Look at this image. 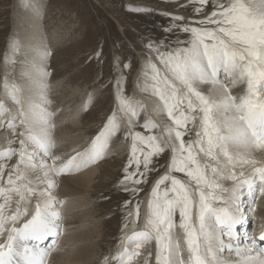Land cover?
<instances>
[{
    "label": "snow or ice",
    "instance_id": "1",
    "mask_svg": "<svg viewBox=\"0 0 264 264\" xmlns=\"http://www.w3.org/2000/svg\"><path fill=\"white\" fill-rule=\"evenodd\" d=\"M163 2L177 5L175 12L160 11L169 21L161 25L169 38L141 42L136 78L137 89L155 100L161 122L126 91L137 57L117 54L108 80L99 84L112 85L111 112L89 144L68 157L54 151L60 109L49 110L51 51L42 42L7 43L0 130L11 138L0 149V264H50L66 231L57 178L104 159L110 141L120 135L130 147L114 187L128 198L121 205L117 251L102 264H136L138 258L150 264L153 254L143 250L153 241L155 264H264V230L253 237L246 228L264 198V159L256 156H264V0ZM24 4L39 15L38 0ZM126 10L157 11L143 4ZM25 48L30 56L19 63L28 70L20 78L28 85L21 86L15 68ZM103 56L100 47L93 53L100 64L107 60ZM153 175L158 178L137 230L144 202L133 200ZM226 249L234 261L223 258Z\"/></svg>",
    "mask_w": 264,
    "mask_h": 264
},
{
    "label": "rangeland",
    "instance_id": "2",
    "mask_svg": "<svg viewBox=\"0 0 264 264\" xmlns=\"http://www.w3.org/2000/svg\"><path fill=\"white\" fill-rule=\"evenodd\" d=\"M137 2L146 6L150 5L147 7L157 11L136 14L126 10L135 7L132 4ZM181 2L183 3L184 0H181ZM38 3L40 6L38 17L41 18L39 35L41 34V40H44L43 43L47 45L52 53L47 61V70L51 73L46 81L51 90L50 95L48 93V98L52 101L51 108L55 105L64 106V104L60 105L59 103L62 101L60 91L63 90L65 97L63 100L69 102L70 105L74 103L78 111L80 110V115L83 117L82 132L86 134L80 149L85 143V146H87L98 133L113 107L111 83L103 89L99 87V84H103L108 80L112 58L117 54L127 56L129 59L133 55L137 57L135 65L126 75V91L144 104L146 114L151 117L149 113L151 107L148 105L150 95L140 92L136 87V78L141 66L139 58L143 54L140 44L149 36L169 38L161 28V25H166L169 21L160 14V11L175 12L177 11V5L175 3H165L163 0H38ZM18 7L21 8L22 13L17 14L16 8ZM22 7H24V10ZM26 11L32 12L25 7L24 0H0V89H2L3 73L5 71L2 54L9 40L16 39L23 46L33 45L32 42L28 43L29 39L27 41L21 40L24 38V34L22 31L20 32L19 19L23 17L24 12L28 13ZM179 11L180 14L181 12L184 14L183 9H179ZM46 17H50L51 20ZM53 31L62 36L63 39L56 37L54 43L51 35ZM181 38H183L182 34ZM98 47L103 49L104 56L102 59L107 58L103 64L98 63L93 57V53ZM23 51L24 55L18 57L15 68V75L19 84H22V81L19 80L20 69L22 68L19 61L30 55L27 48ZM101 71L103 72V80L98 79ZM51 94H54V97ZM60 112H64V109ZM5 133L7 134L5 130L0 131V149L7 146ZM111 142L108 153L102 159L103 161L99 160V162L105 164L117 160L116 165L111 171H109L111 166H107L106 177L100 179L101 183L95 187L96 192L91 196L94 200L92 206L94 207L97 204V208L101 210L100 215L96 218L108 227L105 232L109 233L100 243V245L102 244V254H98L96 264H102L105 257L110 258L117 251L118 239L121 236L123 211L121 205L128 198L127 193L118 190L114 185L120 177L122 165L126 162L130 142L124 140L122 135L114 137ZM119 154L121 155L119 156ZM160 163L164 164L165 161L162 159ZM160 174H163V172ZM157 178V175H153L151 182L133 200V203L137 200L144 202L141 207L137 230L143 226L144 218L142 215L145 214L143 209H146L144 207H146L152 182ZM230 186L229 184L226 185V187ZM131 230L130 225L128 231ZM176 231L175 233L180 232L179 229ZM180 234L182 233L180 232ZM148 250L154 255L155 245L150 244L143 251ZM153 255L150 258V264H155ZM137 262L136 264H143V259L138 258Z\"/></svg>",
    "mask_w": 264,
    "mask_h": 264
},
{
    "label": "bare ground",
    "instance_id": "3",
    "mask_svg": "<svg viewBox=\"0 0 264 264\" xmlns=\"http://www.w3.org/2000/svg\"><path fill=\"white\" fill-rule=\"evenodd\" d=\"M140 4H141L140 2H137L132 5L137 6ZM147 6H150V5H147ZM16 9H17V14L23 12L21 8L19 7ZM22 9L24 10V7H22ZM181 14H183V12H181ZM22 15L23 17L19 19L20 20L19 25H21L20 32L21 31L23 32L24 38L21 40L27 41L29 39L28 43L32 42L33 45L40 44L41 42L43 43L44 40L42 41L40 37L41 34L39 35L41 18H39L37 15H34L32 12H28V13L24 12ZM46 18L51 20L50 17H46ZM56 26L58 27V25ZM51 35H52V41L54 43L56 42V37L63 39L62 36L58 35L56 32L54 33V31ZM65 36L67 37V34ZM27 70H28L27 65H24L20 69V73L22 71H27ZM19 80L22 81V84H20L21 86L28 85V81L24 78H20V74H19ZM58 84H59V81H58ZM50 91L51 90L49 89V92H48L49 95L51 93ZM62 91H60L62 101L59 103L60 105L64 104L65 107L55 105L49 110H52L53 108H56V107H59L61 111L62 109H64V112H59L56 118L57 123H58V127L55 132V139L57 142V147L54 149V151L57 152V154H61L64 157H68V156L74 155L76 151L83 150V148L86 147L85 146L86 143H85L80 149V146L83 144L86 134L82 132L83 131L82 130L83 117H81L80 115V112H79L80 110L78 111V109L76 108L77 106H75L74 103H71L70 105L69 102H67L66 100H63V98L65 97L63 95L64 92ZM51 96L54 97V94L53 95L51 94ZM148 103H149L148 105H150L151 107V109L149 108L150 116L153 117L158 123H160L161 117L156 115L154 111L155 100L150 97ZM67 111L68 113H66ZM6 137L9 138L10 135L7 133ZM120 155L121 154H119V156ZM256 156L258 159H264V156H262L260 153H256ZM116 161L117 160H114L112 163H105V164H101L98 161V163H96L95 165L93 164L89 165L86 168H82L78 172H72V173H69V174H66V175H63L57 178L58 186L55 190V195L57 196L58 199L65 201L60 211L64 217L63 227L64 229H66V231L63 235H61L62 240L59 242V251L52 253L49 257L50 264H96V258L98 254L99 253L102 254V244L100 245V243L109 233L105 232L106 228L108 227L100 223V221H98L99 219L96 218L100 215L101 210L97 208L96 206L97 204H95L94 207L92 206L94 200H92L91 196L92 194L96 192L95 187L99 186L98 184L101 183L100 179L106 177L107 166H111L109 170L111 171L112 168L115 167ZM13 162L15 163V160H13ZM228 184L231 185L230 182L226 181L225 186L226 185L228 186ZM145 211L146 209H143V213H145ZM255 213L256 215L259 216V219L260 218L264 219V198H261L260 200L257 201V207L255 210ZM142 217L144 218V214L142 215ZM257 220H255L254 218H251V221L249 223L255 222L257 224L256 222ZM261 221H262L261 227L264 228V220H261ZM175 236L177 239H179L180 243L182 242L181 245L184 248V251L182 252V257L186 260L188 253L186 251V246L183 244V235L180 234V232H178V233H175ZM261 243L263 244L264 242H261ZM152 245H155L154 241L152 242ZM227 253L228 251L223 254V258L225 260L234 261L236 259L235 256L231 255V253H229L228 255ZM154 255H155V252H154ZM153 261H155V259Z\"/></svg>",
    "mask_w": 264,
    "mask_h": 264
}]
</instances>
